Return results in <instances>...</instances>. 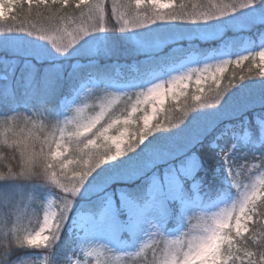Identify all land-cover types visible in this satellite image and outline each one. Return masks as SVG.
<instances>
[{
  "label": "snow or ice",
  "instance_id": "obj_1",
  "mask_svg": "<svg viewBox=\"0 0 264 264\" xmlns=\"http://www.w3.org/2000/svg\"><path fill=\"white\" fill-rule=\"evenodd\" d=\"M17 2H0V20ZM24 2L37 16L47 12L59 35L0 27V151L12 161L0 165V264H39L34 250L46 264H110L112 253L141 264H264V79L217 90L210 101L194 96L192 114L166 126L145 114L128 139L108 135L119 120L97 128L110 104L83 116L94 90L135 95L132 112L141 97L163 103L157 81L185 79L172 73L196 71L190 57L214 66L213 79L232 57L264 59V0H220L193 15L172 10L174 0H134L154 10L150 17L119 12L115 0L111 11L104 0ZM70 4L86 26L58 27ZM205 142L223 161L221 183L208 179L194 151ZM73 143L78 152L65 147ZM248 161L259 162L260 175L241 183L234 177ZM33 220L39 228L29 231Z\"/></svg>",
  "mask_w": 264,
  "mask_h": 264
},
{
  "label": "rangeland",
  "instance_id": "obj_2",
  "mask_svg": "<svg viewBox=\"0 0 264 264\" xmlns=\"http://www.w3.org/2000/svg\"><path fill=\"white\" fill-rule=\"evenodd\" d=\"M23 0H18V2L14 6H8L4 10H2V14L6 17L12 16V13L20 2ZM0 2L8 5L9 0H0ZM113 4V3H112ZM111 4V5H112ZM118 5H132L126 11H123ZM177 5L176 0H174V7ZM116 6L119 12H123L126 15L135 14L137 11L147 10L145 12H140L142 15L147 14L149 17L151 16L152 12L154 11L150 6L147 4H142L139 9H136L134 6V1L131 0H124V3H120L116 1ZM208 5H202V7H197L188 11L186 14L193 15V14H200L202 12H209L213 11L212 5L207 8ZM73 24L71 26L66 25L61 27V29L67 27L69 31H72L76 27L86 26L85 20L83 17H77L76 19H72ZM49 35H59L57 31H52L47 33ZM211 43V42H209ZM259 43V41H257ZM213 47L212 49H214ZM211 49V50H212ZM259 51V49H257ZM259 59V67H264V59L259 56H256ZM189 60H193L191 63L188 64V69H195L196 71H187L182 70L181 72H173L172 76H185L186 78L183 80H177L174 83H168V80H171L172 77H167L164 81H157L158 83H162L161 88V98L163 103H160L154 100L152 97H145L140 98V103L138 105V109L136 112H132L133 104L136 103V96L133 95L132 100H128L126 97H112V96H105V94L101 92L93 91L92 94L86 97L85 103L88 107L84 108L83 116L86 118L94 117L100 110L101 106H108L107 107L108 114L105 118L101 121L99 125H97L98 129L102 130L103 127H107L109 123L113 120H119L120 124H113L112 128L109 129L108 135L118 136L121 131H125V139H128L130 136L139 133L143 129V116L145 114L151 117L150 125L155 124L157 122L161 123L162 126H166L169 122L176 123L178 120L184 117V114L187 112L190 116L192 113L190 109L194 107L197 103L193 97L194 96H201L202 99L211 100V98L215 95L217 90L220 91H233L234 85L239 84V78L241 67L245 61L240 64L235 63V57H232V63L228 64L225 67V70L222 73H215L216 79H213L212 73L215 72V67L213 66L210 69L205 70V65L203 63H198L195 60V57L188 58ZM183 63H187L184 61ZM213 65L215 62H210ZM179 64L172 65L168 70L171 71L172 68H179ZM239 69V70H238ZM199 79L201 81L200 84H196V80ZM217 80L219 83H217ZM112 100H115V103H111ZM153 105L156 108V115L153 116ZM170 105V108L168 107ZM83 107V104L80 105ZM125 119L129 120L127 125L123 124ZM141 123V125H140ZM93 131H96L94 129ZM58 135V133H57ZM66 148H69V151L72 149H76L78 152V148L73 143L71 146L65 144ZM73 155H76V152H73ZM78 158V157H77ZM213 173L216 177H218L221 181L223 180V164L217 165ZM260 173L257 171L249 178V180H243L240 176H235L234 179L239 180L241 183H251L258 179ZM47 198L48 189H43ZM55 205H53V209ZM43 213L40 214V220L42 222ZM26 226L28 227L29 231L36 229L38 230L39 224L36 223L35 220L32 223H28L25 221ZM39 257V264H45L42 254H37ZM110 255V264H121V262L126 258L120 256L119 253H112ZM119 257V258H118Z\"/></svg>",
  "mask_w": 264,
  "mask_h": 264
},
{
  "label": "trees",
  "instance_id": "obj_3",
  "mask_svg": "<svg viewBox=\"0 0 264 264\" xmlns=\"http://www.w3.org/2000/svg\"><path fill=\"white\" fill-rule=\"evenodd\" d=\"M124 3V0H115V2ZM134 1V0H131ZM231 0H224V3H229ZM104 3L107 7L108 11H111L112 3L113 0H104ZM177 5L172 9L178 13H187L188 11H191L192 9H195L197 7H202V5H208V9L210 5L213 4H218L220 3V0H176ZM130 6L132 5H118L123 11H126ZM38 10L36 9L35 6L29 10V6L24 2H20L18 5H16L12 16L9 17L7 20H0V27L7 26L9 24H12L13 26H24L31 28L33 25L36 28L42 29L46 31L47 33L55 31L56 25L53 22H49L46 19L47 12H44L43 9H40L39 11L44 12V15L42 16H37L36 12ZM62 14H64L67 18L60 23L58 26L59 28L69 25L71 26L73 24L72 19H76L77 17H82L79 11L74 10V4H70L66 10L62 9ZM85 12H87V9H84ZM147 10L140 11L145 12ZM15 18L14 20L12 18ZM118 38L119 34H116ZM202 48L205 50H211L213 47H216L213 43L209 42H203L201 45ZM259 59L255 58V60L249 59L244 62V64L241 67V73L240 76L243 77V81H241V77L239 78V83H247V84H253L255 82H258L261 79H264V76L260 75V67L258 65ZM239 70V69H238ZM250 90L253 91H259V85H250ZM170 108V105L168 106ZM168 123H172L169 122ZM141 125V123H140ZM5 129L0 127V139H3L5 135ZM54 147V146H53ZM194 151L197 152V154L200 156L202 164L204 166L205 172L207 174V177L209 180H212L215 177V183H221L222 181L216 177L213 173L214 168L217 165L223 164L222 159L216 152L211 150L208 146L207 143L205 142L203 145L198 146ZM8 155V159H3L0 160V165H6L10 162V155L6 154L2 151H0V157ZM242 163V162H241ZM248 170L244 171L242 175H239L241 179L243 180H249L251 176L255 172H257L256 166H258L259 162L258 161H248ZM234 171L239 173L241 172V169L239 167L234 168ZM259 210L264 211V207H261ZM257 219H261L260 217H257ZM261 239H264V233L261 234ZM164 240H160V247L163 248L164 246ZM35 254H42V250H34ZM253 251H255V247H253ZM147 254L150 256L151 255V250L149 249ZM46 264V262H45ZM121 264H141V258H125Z\"/></svg>",
  "mask_w": 264,
  "mask_h": 264
}]
</instances>
